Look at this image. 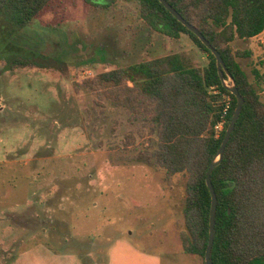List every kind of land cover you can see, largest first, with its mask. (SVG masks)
Listing matches in <instances>:
<instances>
[{
	"label": "rangeland",
	"instance_id": "rangeland-1",
	"mask_svg": "<svg viewBox=\"0 0 264 264\" xmlns=\"http://www.w3.org/2000/svg\"><path fill=\"white\" fill-rule=\"evenodd\" d=\"M111 3L52 0L20 31L0 18V264L42 237L77 264H203L180 238L185 177L137 162L142 122L76 83L174 52L204 67L208 55L151 28L136 0ZM232 48L252 51L238 61L264 101L253 73L264 33ZM18 56L33 64L12 69Z\"/></svg>",
	"mask_w": 264,
	"mask_h": 264
},
{
	"label": "trees",
	"instance_id": "trees-1",
	"mask_svg": "<svg viewBox=\"0 0 264 264\" xmlns=\"http://www.w3.org/2000/svg\"><path fill=\"white\" fill-rule=\"evenodd\" d=\"M51 1L0 0V18L11 20V27L20 31ZM99 1L105 8L112 4ZM136 1L143 21L170 38L187 35L208 55V64L196 66L174 52L99 73L76 83V87L89 90L142 122L144 129L138 134L146 142L134 155L137 162L164 170L167 178L177 174L185 177L182 247L206 264L212 204L207 172L223 142L237 99L223 86L215 55L195 33L160 0ZM168 2L222 54L245 98L223 160L212 172L218 196L212 259L216 264H264V101L238 61L251 57L252 51L232 48L237 39H251L264 32V0ZM31 64L29 58L18 56L11 68ZM261 64L253 69L259 87L264 86V61ZM224 96L231 98L229 107ZM224 114V128L217 134L215 127ZM135 144L136 136L128 133L126 146Z\"/></svg>",
	"mask_w": 264,
	"mask_h": 264
},
{
	"label": "water",
	"instance_id": "water-1",
	"mask_svg": "<svg viewBox=\"0 0 264 264\" xmlns=\"http://www.w3.org/2000/svg\"><path fill=\"white\" fill-rule=\"evenodd\" d=\"M111 2L112 0H107ZM160 2L182 23L184 24L189 30L195 33L202 42L211 50V52L215 55L217 59V67L219 74L221 76V80L223 86L233 93L237 99V105L232 116L231 122L229 123L223 142L216 154L215 158L212 160L208 172H207V185L210 189L212 195V204H211V212H210V234H209V244L207 247L206 255H205V263L206 264H216L212 259V250L215 241L216 235V215H217V207H218V196L215 190V187L212 182V172L213 170L222 162L224 152L226 150V146L231 138V135L236 127V124L240 118L243 105L245 103V98L241 94L239 87L230 72L228 66L226 65L222 54L210 43V41L204 36V34L190 22H188L169 2L168 0H160Z\"/></svg>",
	"mask_w": 264,
	"mask_h": 264
},
{
	"label": "crops",
	"instance_id": "crops-1",
	"mask_svg": "<svg viewBox=\"0 0 264 264\" xmlns=\"http://www.w3.org/2000/svg\"><path fill=\"white\" fill-rule=\"evenodd\" d=\"M263 33H261L260 35H262ZM45 231L46 229L42 228V235ZM123 244L124 243L122 241H118L116 243V246H114V250L112 251L111 255L120 250L121 247H124ZM126 248L129 249L130 247ZM16 256L17 264H77L80 262L74 255L60 254L59 251H55L54 249H52L44 241L43 237L38 242H36V244L29 251L21 255H17L16 253ZM153 261L155 262V264H157L155 260Z\"/></svg>",
	"mask_w": 264,
	"mask_h": 264
},
{
	"label": "built area",
	"instance_id": "built-area-1",
	"mask_svg": "<svg viewBox=\"0 0 264 264\" xmlns=\"http://www.w3.org/2000/svg\"><path fill=\"white\" fill-rule=\"evenodd\" d=\"M225 100L227 101L228 103V107H229V104H230V101H231V98L229 96H224ZM228 99V100H227ZM228 107L225 109V112L226 110L228 109ZM226 114V113H225ZM225 114L222 116V119L221 121L216 125L215 129H216V132L217 134H219L223 128H224V124L226 122V118H225Z\"/></svg>",
	"mask_w": 264,
	"mask_h": 264
},
{
	"label": "flooded vegetation",
	"instance_id": "flooded-vegetation-1",
	"mask_svg": "<svg viewBox=\"0 0 264 264\" xmlns=\"http://www.w3.org/2000/svg\"><path fill=\"white\" fill-rule=\"evenodd\" d=\"M37 18V16L35 17V19Z\"/></svg>",
	"mask_w": 264,
	"mask_h": 264
}]
</instances>
